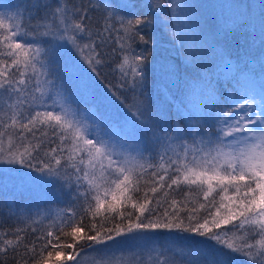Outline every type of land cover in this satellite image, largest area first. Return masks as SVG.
Here are the masks:
<instances>
[{
	"label": "trees",
	"instance_id": "obj_1",
	"mask_svg": "<svg viewBox=\"0 0 264 264\" xmlns=\"http://www.w3.org/2000/svg\"><path fill=\"white\" fill-rule=\"evenodd\" d=\"M55 2L56 0L51 1L53 5ZM60 2L66 4L70 11L79 8L87 13L88 19L85 22L92 31L93 39H96L97 31L104 27V16L107 14L105 5L108 6V12H115L118 16L148 21L141 26V35L145 37L147 43L137 39L132 44L135 55L146 57L143 64L145 74L143 83L140 84V78L137 77V87L133 89L131 87L132 77L122 76L119 65L123 57L129 54L127 47L122 49L116 42L118 34L115 31L112 32L111 38H107L108 34L104 33L106 42L100 44V40L96 41L97 51L100 53L97 58L101 59L102 63L96 65L95 72L89 70L87 63L86 66L84 65V69L90 72L88 74L92 81V85H88L89 97L79 100L71 96L74 82L73 64L66 52L59 51L60 56L57 62L49 63L46 69L47 75L42 81L38 79L39 87L44 95L41 96V93L35 90L37 78L33 77L29 91L20 97L23 103L19 106V111L33 114L35 111H43L55 94L56 100L61 97L58 102L61 103L62 108L73 114L74 119L80 121L91 131L92 138L99 136L115 147H122L120 152L125 155L135 156L138 159L143 157L148 163L154 165L143 172L145 180L139 184L140 191L132 193L134 201L142 199L145 192L148 197H153L149 189L152 187L151 181L155 179L158 183L165 184V187L160 188L155 197L161 198L165 192L168 193L161 203H164V200L170 202L174 198L177 202H188L189 208L193 206L198 208L200 203L207 205L208 201L204 200L202 194H195L194 186L190 193L185 184L172 185L168 188L167 183L170 181L167 175L164 181H159V176L164 174L163 169L159 167L160 157L163 155L165 160L168 157L175 159L177 152L181 151V145L185 143L191 148L193 136L188 135L190 132L201 133L200 136H195L197 142L203 138L206 143L209 134L215 140L217 126L208 124L211 123L212 113L214 115L217 111L226 109L229 101L247 92L248 78H256L260 82L264 80V0H222L224 9L217 3L218 0L194 2L189 0H60ZM45 3L48 1L0 0V13L12 16L22 14L25 24L31 16L34 23L39 16L45 15L42 7L37 13L36 5ZM156 3L164 5L163 12L157 10L154 14L153 6ZM124 4H133L135 7L124 10L117 7V5ZM213 6L217 9H213ZM46 39L48 38H42V40ZM81 42H87V38ZM36 43H41V41H36ZM48 46L47 43L42 44V47L47 48ZM45 80L51 83H45ZM15 102V94L12 95L11 100L9 96L0 94V119H7L5 111L11 115L8 104ZM42 104L43 107H41ZM214 104L215 108H213ZM54 108L60 111L61 107L57 103V107ZM138 108L144 111L142 117L133 115ZM173 129L182 130L180 135L184 139L172 141L165 139L166 136L174 135ZM0 130L3 129L0 128ZM16 131L18 134L20 130ZM33 132L37 137V142L43 141L40 144L41 155L45 152L50 154L49 158L57 155V153H51V149L57 148L60 141L52 135V129L45 124L38 123L33 128ZM42 133H47V135ZM24 135L29 139L32 138L30 132L24 131ZM11 139L13 145L18 143L15 136ZM196 146L200 147L198 143ZM61 155L66 156L67 151ZM52 163L55 166V162ZM62 165H64L61 169L63 179L40 177L38 172L26 168L18 170L22 174L40 177V180L45 181L38 189L39 191L43 189L46 194L42 202L36 201L35 203L26 200L22 195L13 193L12 187L8 189L0 186V235L7 233L9 239H14L15 229L27 228L26 232L20 233L24 236V240L18 252L10 250L6 255L0 254V264H17L18 260L21 264L24 260L32 264V253L28 252L24 245L31 248L33 242L36 241L37 251H39L44 241H37V236L46 235L48 230L60 236L61 244L73 243L72 248L63 249L64 254L61 257L56 258L53 255L49 264L53 262L72 264L82 259L84 254H91L100 248L108 247L118 238L116 237L113 241L105 240L101 244H95L86 239L73 242L70 236L64 234L70 232V228L64 227L62 232L59 231L62 220L57 217V214H61L63 219H66L70 214L69 209L76 213V220L84 229L81 233L82 237L95 235L96 231L104 235V228H111L113 223H120L119 218L115 221L111 219L105 221L106 216L111 217L115 214L106 212L104 209L95 216L85 213L83 211L86 207L84 201L74 200L75 189L70 191L65 183L67 177L64 176V172L66 171L70 176L74 170L64 159H62ZM152 172L156 173L155 177H152ZM168 172L172 174L173 169L169 168ZM218 192L219 188L209 197V200L216 197L217 206L219 205ZM231 194L232 189L230 188L229 195ZM154 203L155 201L149 207H153ZM167 206L164 204V207ZM208 210L215 211L209 206L208 209H199L198 214L204 216ZM169 211L172 209L169 208ZM224 211L221 209L222 213ZM117 212L123 213L125 217L130 212L138 214L132 208L131 203L118 206ZM184 214L181 213V215ZM127 222L125 219V227ZM93 223L96 224V229L91 230ZM233 223H238V221ZM102 224L103 227H101ZM224 227L231 229L232 225ZM33 228L36 232L32 231ZM221 231H224V228ZM149 234L159 237L175 235L167 232ZM47 239L51 240L52 237H47ZM180 239L187 245L195 247L199 245L188 243V239L202 240L199 237H180ZM207 243L210 247L206 250L210 251V255L202 256L203 261L213 260L212 264H218L217 250H225L220 249L211 241ZM176 247L180 251L185 250L179 243ZM77 252L79 255H76L75 259H67L69 255ZM228 255V264H250L244 256L235 253ZM186 260L185 257L181 258L179 255L173 258L169 256L170 264H198L193 261L185 263Z\"/></svg>",
	"mask_w": 264,
	"mask_h": 264
},
{
	"label": "snow or ice",
	"instance_id": "obj_2",
	"mask_svg": "<svg viewBox=\"0 0 264 264\" xmlns=\"http://www.w3.org/2000/svg\"><path fill=\"white\" fill-rule=\"evenodd\" d=\"M41 7L45 10V15L39 16L34 23L31 16L25 24L22 14L12 16L0 13V94L9 96L10 100L13 94L16 96V102L8 104L11 115L5 111L7 119H0V128L3 129L0 130V143L5 136L10 137L7 158L0 162L10 165L19 164L22 168L38 172L40 177L63 179L61 169L64 167L62 165L64 159L74 170L70 176L66 171L64 172V176L67 177L65 183L70 191L75 189L74 200L84 201L86 207L83 211L95 216L104 209L115 214L111 217L106 216L105 221L120 219L119 224L113 223V227L104 228V235L96 231L95 235L82 237L81 233L84 229L76 220V213L69 209L70 214L66 219H63L61 214H57L62 220L59 231L62 232L64 227H68L70 232L64 234L70 236L73 242L86 239L95 244L104 243L105 240L113 241L123 235L155 240V236L147 234L162 232L174 233L175 235L166 237L172 241L180 237H199L202 240L188 239L187 242L208 248L210 245L207 242L211 241L225 250H217L218 264H228L229 253L244 256L250 264H264V107L258 112L255 111L254 99L247 92H243L226 109H221L214 115L212 113L211 123L204 121L209 126L213 124L217 126L215 140L209 134L206 143L203 138L197 142L195 136H200L201 133L190 132L188 135L193 136L191 148L185 143L181 145V151L177 152L175 159L168 157L165 160L163 155L160 157L159 167L163 169L164 174L159 176V181H164L167 175L170 181L167 183L168 188L172 185L185 184L190 193L194 186L195 194H202L204 200L208 201L207 205L200 203L198 208L195 206L189 208L188 202H177L174 198L170 202L164 200V203H161L168 193L165 192L161 198L155 197L159 189L165 187L164 183H158L155 179L151 181L152 187L149 189L153 197H148L145 192L142 199L134 201L132 193L140 191L139 184L145 180L143 172L154 165L143 157L138 159L118 152L112 143L99 136L92 138L91 131L62 107L57 111L52 104H49L43 111H35L33 114L21 113L19 106L23 103L20 97L29 91L33 77L37 78L35 90L40 92L41 96L44 95L39 87L38 78L47 75L46 69L49 63L57 62L60 56L57 41L71 43L83 61L95 72L96 65L102 63V60L97 58L100 53L97 51L96 41L100 40V44L105 43L104 33L108 34L107 38H111L112 32L115 31L118 34L116 42L122 49L127 47L129 53L123 57L119 65L122 76L132 77L133 89L137 87V77L142 84L145 75L143 64L146 57L135 55L132 44L137 39L147 43L145 37L141 35V26L148 21L118 16L115 12H108V6L105 5L107 14L104 16V27L97 31L96 39H93L92 31L85 22L88 19L87 13L82 9L76 8L70 11L60 0H56L54 5L37 4V13ZM117 7L124 10L135 5L124 4ZM157 10L163 12L164 5L156 3L153 6L154 14ZM42 38L48 39L42 40ZM84 38H87V42H81ZM43 43L49 46L42 47ZM45 83L50 84L51 81L45 80ZM133 115L142 117L144 111L138 108ZM38 123L52 129V135L59 139V146L51 149V153L57 155H52L50 158L48 152L41 155L40 144L43 141L37 142L33 132V128ZM9 129L12 131H8ZM17 129L20 130L18 134ZM24 131L32 133V138L26 137ZM172 131L174 135L166 136L165 139L169 141L184 139L180 135L182 130ZM42 134L47 135V133ZM12 136L18 141L16 145H11ZM197 143L200 147L196 146ZM65 151L67 155L62 156L61 153ZM0 155H3L2 147H0ZM169 168L173 169L172 174H169ZM151 175L155 177L156 173L152 172ZM40 177H28V179L36 181ZM217 188H219L218 206L216 197L209 200ZM230 188L231 195H229ZM153 201H155L154 206L149 207ZM127 203H131L138 214L130 212L125 217L123 213L117 212L118 206ZM164 204L168 206L164 207ZM209 206L215 211L208 210L204 216L198 214L199 209H208ZM169 208L172 211H169ZM221 209L225 211L222 213ZM182 212L185 214L181 215ZM125 219L128 221L126 227ZM234 221L238 223H233ZM229 224L232 225L231 229L224 227ZM222 228L224 231H221ZM94 229H96L95 223L91 225V230ZM26 231L27 228L15 229L14 239H9L7 233L0 235V254L6 255L10 250L18 252L24 240V236L20 233ZM32 231L36 232V229L33 228ZM47 237L52 239L49 240ZM39 240L44 241L39 251L36 241L31 248L24 245L27 251L32 253V264H49L53 255L59 258L64 254V248L73 247L71 242L61 244L60 236L54 234L52 230H48L46 235H38L37 241ZM76 255H79V252L69 255L67 259H75ZM17 264H21V261L18 260ZM23 264H29V261L24 260ZM116 264L119 262L117 261ZM159 264H168V262L160 260Z\"/></svg>",
	"mask_w": 264,
	"mask_h": 264
},
{
	"label": "rangeland",
	"instance_id": "obj_3",
	"mask_svg": "<svg viewBox=\"0 0 264 264\" xmlns=\"http://www.w3.org/2000/svg\"><path fill=\"white\" fill-rule=\"evenodd\" d=\"M47 1L48 3H51L52 0ZM189 1L194 2L197 0ZM213 3L215 2L213 1ZM217 3L224 9V3L222 0H218ZM214 6L212 8L217 9ZM212 23L214 24V22ZM57 43L59 44L58 51L66 52V54L69 56L68 59L73 64L72 76L74 77V82L72 84L73 87L71 96L78 98L79 100H85L90 95L88 85H92L91 77L88 74L90 72L84 69V65L86 66V63L83 61L71 43L65 41H57ZM38 79L42 81L44 76H40ZM246 84L248 86L247 93L254 99V110L258 112L261 107H264V80H261L260 82L256 78H248ZM56 97L57 96L54 94L50 100V104H52L53 107H57L58 103V106L62 107L61 103L58 102L61 100V97H59V100H56ZM232 102L233 101H229L227 106ZM9 140L10 137L5 136L2 140V143H0V147L3 149V155H0V161L7 158L10 147ZM11 145H13L12 139ZM116 150L120 152L122 147H116ZM21 168L22 167L19 164L10 165L0 162V186H5L8 189H11L12 187L13 193L22 195L26 200L33 201L35 203L36 201L42 202L46 194L42 188L41 191L38 189L45 183V181L40 179L36 181L29 180L28 177L32 176L20 173L18 170ZM152 236H155L156 239L144 240L133 235H123L118 237L115 242L110 244L108 247L100 248L91 254H84L82 259L77 261H79V264H116L117 261L119 264H159L160 260H165L168 262V264H170L169 256L173 258L179 255L181 258L185 257L187 259V262L185 263H191L192 261L193 263L198 264L213 263V260L203 261L204 258H202V256L210 255V251L206 250V248H202L200 246H189L180 238L172 241L166 239V237H159L156 235ZM177 243L183 246L185 250H178L176 247ZM178 260L181 261L180 258H178ZM77 261L72 264H76Z\"/></svg>",
	"mask_w": 264,
	"mask_h": 264
}]
</instances>
